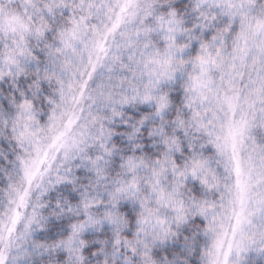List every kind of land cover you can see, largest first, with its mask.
I'll list each match as a JSON object with an SVG mask.
<instances>
[{
	"label": "snow or ice",
	"instance_id": "snow-or-ice-1",
	"mask_svg": "<svg viewBox=\"0 0 264 264\" xmlns=\"http://www.w3.org/2000/svg\"><path fill=\"white\" fill-rule=\"evenodd\" d=\"M0 264H264V0H0Z\"/></svg>",
	"mask_w": 264,
	"mask_h": 264
}]
</instances>
